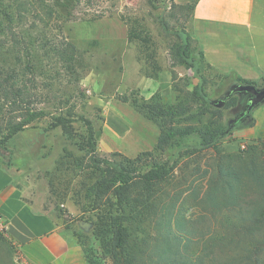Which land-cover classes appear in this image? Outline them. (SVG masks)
<instances>
[{
    "label": "rangeland",
    "instance_id": "rangeland-1",
    "mask_svg": "<svg viewBox=\"0 0 264 264\" xmlns=\"http://www.w3.org/2000/svg\"><path fill=\"white\" fill-rule=\"evenodd\" d=\"M194 1L93 0L87 3L84 0H40L35 4L32 17L20 23L13 22L5 33L0 31V84L21 85L29 93V106L48 114L9 138L5 147L0 145V164L9 163L14 167L16 182L20 189L26 190V198L33 210L47 213L77 244L78 237L81 242L84 238L90 241L99 210L107 209L105 199L97 201V209L89 204L92 201L89 187L100 178L101 171L89 161L87 121L91 122L97 142L109 106L123 102L120 99L123 95L129 99H145L142 89L135 86L136 82L143 77L156 79L161 69L170 71L173 94L178 95L181 103L190 100V92L197 84L203 86L213 101L222 98L233 84L232 76L206 64L201 69L200 75L204 79L201 81L191 69L173 63L170 49L180 41L177 31L185 30L192 38L191 47L197 46L191 30ZM171 3L178 6L173 7ZM47 8L49 12L58 10L62 15L60 20L45 14ZM43 14L44 19H40ZM97 14L101 17L97 18ZM30 40L33 42L28 43ZM55 46L73 56L72 69L66 66L67 56L64 59L56 54ZM196 52V49L191 51L192 55ZM250 81L258 88L264 86L261 79ZM236 96L238 103L222 110L220 122L224 126L242 109L246 95ZM10 101L0 90V138L7 134V127L19 114V103ZM123 103L135 113L137 122L133 127L134 136L127 137L126 149L118 151L121 156L134 159L140 155L135 161L138 170H144L153 161L162 162L169 156L171 159L176 148L160 155L151 145L160 132L159 120L135 110L129 102ZM191 103L194 110L198 103ZM59 113H69L73 119L71 137H67L60 127L49 128L50 115ZM247 124L239 123L231 135L221 141L217 152L207 149L191 154L180 149L182 153L174 173L176 190H185L193 183L195 194L189 197L198 199L204 196L210 180H218V187L210 189L202 199L203 203L217 204L228 195V190L219 189L225 185L223 181L232 183L230 188L234 187L235 193L241 182L250 180L253 176L246 170L249 163L243 158L248 156L247 148L258 143L243 140L246 137L241 135ZM197 140L198 137L192 135L185 142L193 145ZM259 141L263 146L264 138ZM97 153L119 159L98 150V145ZM261 162L264 164V150ZM217 165L228 172L232 167L235 174L218 176ZM255 167L264 168L260 164ZM187 193L185 190L182 196ZM189 197L184 206L190 203ZM194 211L192 217L198 221L197 226H201L203 208L198 206ZM0 235L9 245L8 249L0 241V264H36L35 255L31 258L24 248V239L17 238L2 218Z\"/></svg>",
    "mask_w": 264,
    "mask_h": 264
},
{
    "label": "trees",
    "instance_id": "trees-1",
    "mask_svg": "<svg viewBox=\"0 0 264 264\" xmlns=\"http://www.w3.org/2000/svg\"><path fill=\"white\" fill-rule=\"evenodd\" d=\"M78 1L82 0H75ZM84 1L91 3L93 0ZM38 2L40 0H0V31L5 33L13 22L20 23L32 17ZM171 5L178 6L175 3ZM51 10H45V14L60 20L62 15L58 10ZM45 14L40 19H44ZM100 15L95 16L99 18ZM26 35H30L28 30ZM176 35L180 41L175 42L170 49L173 63L191 69L195 76L204 80L200 75L203 64H206L202 50L198 46L191 47L192 38L185 30L177 31ZM31 42L33 40L28 43ZM192 49L197 50L196 55H192ZM54 50L59 57L65 59L67 56L66 66L72 69L73 56L65 53L64 49L59 50L57 46ZM37 61L36 64H39ZM229 76L233 77V84L257 86L249 79ZM261 81L264 84V76ZM10 83L5 86L1 83L0 90L11 103H19V114L7 127V134L0 138L3 147L17 132L48 115L42 109L29 106V93L24 87ZM236 94L225 99L221 105H218V99L210 100L201 84L194 86L190 100L183 103L174 94L171 102L164 101L157 91L148 99L141 100L120 96L123 102H129L135 110L146 112L151 118L159 120L160 132L153 147L155 153L161 155L177 149L171 153V159L169 156L162 162L153 161L144 170H138L135 165L140 155L131 159L121 156L120 152H111L109 155L117 156V160L107 155L99 156L91 122L87 121L89 161L101 171L100 178L89 187L92 197L89 204L97 209V201L105 199L107 209L99 210L90 241L87 240L89 238H84L82 242L79 237L77 239L86 264H264V168L255 167V164L264 166L260 142L249 146L245 151L248 156L243 158L248 160L246 170L253 177L248 176L250 180L241 182L235 193L232 191L234 187L230 188L232 183L223 181L225 185L219 189L228 190V195L222 203L204 201L207 206L203 203L206 193L218 187V180H210L204 196L198 199L189 197L195 194L193 183L187 185L186 197L182 196L185 190H176L177 183H174L175 168L182 153L180 149L191 154L207 149L217 152L221 141L228 138L239 123L246 122L247 127L253 125L251 112L254 108L242 121L236 122L233 118L225 126L221 124L223 108H231L238 103ZM191 101L198 103L194 110ZM50 119L49 128L60 127L67 137L72 136L73 119L69 113L50 115ZM192 135L198 137L193 145L185 142ZM215 170L218 176L235 174L232 167L228 172L217 165ZM188 197L190 203L184 206ZM180 198L182 201H179ZM198 206L203 208L204 213L201 226H197L198 221L192 217V212ZM0 241L6 248L9 247L1 235Z\"/></svg>",
    "mask_w": 264,
    "mask_h": 264
},
{
    "label": "crops",
    "instance_id": "crops-1",
    "mask_svg": "<svg viewBox=\"0 0 264 264\" xmlns=\"http://www.w3.org/2000/svg\"><path fill=\"white\" fill-rule=\"evenodd\" d=\"M192 10V37L209 68L249 80L264 76V0H196ZM172 84L170 71L161 69L156 79L143 77L135 86L142 89L145 99L157 91L171 102ZM107 111L97 138L98 150L124 151L127 137L134 136L137 116L120 101ZM251 115L254 123L241 136L258 143L264 138V102ZM0 218L17 238L24 239V248L31 258L35 255L36 264H86L81 247L47 213L33 210L26 190L16 182L14 167L7 164H0Z\"/></svg>",
    "mask_w": 264,
    "mask_h": 264
},
{
    "label": "water",
    "instance_id": "water-1",
    "mask_svg": "<svg viewBox=\"0 0 264 264\" xmlns=\"http://www.w3.org/2000/svg\"><path fill=\"white\" fill-rule=\"evenodd\" d=\"M234 93L246 95L245 101L242 104V109L235 117L236 122L242 121L246 116H249L250 111L253 108L264 102V87L258 88L253 84H232L230 89L226 91L225 95L218 99V105H221L225 99Z\"/></svg>",
    "mask_w": 264,
    "mask_h": 264
}]
</instances>
